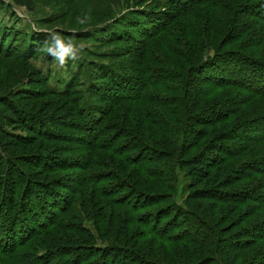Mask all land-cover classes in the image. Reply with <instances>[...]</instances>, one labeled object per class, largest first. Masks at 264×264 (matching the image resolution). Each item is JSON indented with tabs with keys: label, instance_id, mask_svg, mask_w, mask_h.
Masks as SVG:
<instances>
[{
	"label": "trees",
	"instance_id": "1",
	"mask_svg": "<svg viewBox=\"0 0 264 264\" xmlns=\"http://www.w3.org/2000/svg\"><path fill=\"white\" fill-rule=\"evenodd\" d=\"M163 1L167 11L158 17L129 11L104 28L108 44L127 47L126 57L114 65H98L101 74L89 83L76 85L74 80L64 91L46 90L73 106L74 126L82 135L77 150L87 154L84 162L33 155L24 163L41 168L44 160L42 172L48 173L69 168L85 172L81 181L76 179L77 189L61 179L53 178L52 190L26 180L17 196L23 166L0 144L3 262L264 264V219L243 226L264 211V0ZM17 3L32 9L30 0ZM7 31L0 27V43L16 41ZM3 44L0 54L7 53ZM23 55L5 58L21 61ZM138 104L147 122L140 128L153 130L150 138H163L165 144L145 142L129 116L116 119L115 111ZM31 119L35 126H24L39 139L61 138L52 119ZM103 152L133 163L156 188L146 192L120 178ZM231 163L229 174L221 178ZM182 173L186 185L179 203ZM195 202L209 206L196 209ZM246 205L250 208L238 214ZM106 220L113 226L101 229L106 236L114 233V243L99 234ZM136 225L142 230L134 233ZM149 237L197 251L189 258H175L173 252L169 258L146 256L141 242ZM244 255L251 257L240 262Z\"/></svg>",
	"mask_w": 264,
	"mask_h": 264
},
{
	"label": "rangeland",
	"instance_id": "2",
	"mask_svg": "<svg viewBox=\"0 0 264 264\" xmlns=\"http://www.w3.org/2000/svg\"><path fill=\"white\" fill-rule=\"evenodd\" d=\"M30 1L32 2V9L19 6L17 0H0V27L8 30V37L12 34L16 39V41L0 43V45L4 43L3 45L7 52L0 54V144L11 154V158L14 161L16 160L18 165L23 166L21 170L23 175H19L23 180V184L19 187L17 194L19 197L24 191V182L26 180L37 183V186H41L40 188L44 186L52 190L56 188L51 183L54 180L53 178L61 179L63 184L75 186V189H77L79 184L76 185V179L80 177L78 181H81V178L85 175V172L73 171L71 170L72 168L65 169L63 172H42L44 164H47L44 160L39 162L41 168L24 163L29 161L33 155H53L58 157V159L63 157L79 158V160L81 159L84 162L82 157L87 154L77 150L78 141H80L82 135H80L79 129L74 126L75 113L73 112V106L64 99L48 96L46 90L52 87L54 90L64 91L67 88L66 84L74 82V80H78L75 81L76 85L83 82L89 83L91 77L101 74L98 65H114L116 61H120L128 55L123 52L127 48L125 45L121 43L108 44L109 38L104 28L111 26L116 19L122 18L129 11H146L151 15L167 11L163 0ZM158 15L153 16V18L158 17ZM37 33L40 34L35 39H32ZM53 33L58 34L64 40L66 46H68L69 40L78 47L83 46L82 51L76 52L77 59L69 58L65 65L61 67L58 61L43 51L46 46L51 45L56 39ZM21 38L23 41H21ZM9 53H12L13 58L22 56L24 53L23 60L17 61L10 57L5 58ZM27 53L30 55L28 54V56ZM82 86L80 85L78 88H86V86ZM12 108H15L17 112L12 111ZM129 108L132 109L130 113ZM142 109L143 107L140 104L129 105L128 107L123 106L122 109L115 111L114 115L118 121L129 116L128 121L132 128L138 129L134 130V132L138 131L141 137H144L142 139L145 142L150 139V141H155L158 145L165 144L163 138H150L153 130L146 132L145 129L140 128L142 122L147 124L146 118L142 114ZM20 117L22 122L19 123ZM33 117H42L46 120L52 119L54 123H58L60 127L56 133L61 138L54 141L39 139L35 133L30 132L24 126V123H30L35 126L34 121L31 119ZM37 126L35 127L37 130L45 131V128H47L44 125L38 129ZM15 137L30 138V140L17 141L14 139ZM200 151L198 149L196 153ZM103 154L106 156L107 161L112 163L113 167L111 169L114 170V173L119 174L120 178H129L134 183L142 186L146 192L156 188V183L136 168L137 166L133 163L128 164L121 157L119 158L108 152H103ZM51 163H54L52 165L56 164L54 161H51ZM232 166L233 163L227 166V172L223 173L221 178L229 174V169ZM14 178L17 179L16 176ZM72 179L75 181H72ZM118 180H114V183H117L116 181ZM180 180L182 193L180 191L179 195L176 196V201L179 203L183 201V187L186 185L183 173L180 176ZM210 181L211 184L215 182L212 178ZM70 193L72 192L69 191L68 194L70 195ZM189 194L190 192L188 191L187 196ZM70 196L72 197L74 194ZM193 205V208H199L200 210H204L209 206L207 203L201 205L199 202H195ZM227 208L232 207L227 206ZM247 208L250 207L246 205L240 208L237 213L239 214ZM263 219L264 211H261L250 217L243 226L262 221ZM112 226L113 222L106 220L104 226L99 228V234L104 242L114 243L112 239L114 233L110 232V235L106 236V232L102 230L103 228L110 230ZM132 229L136 233V230H142V227L136 225ZM102 232L106 237L102 235ZM54 235L56 236V233ZM141 243L144 246L142 253L146 256L155 255L159 259L169 258L170 254L173 253L175 258L176 255L177 257L189 258L197 251L196 248L191 246L158 242L153 237L143 238ZM250 257V255L246 257L244 255L240 258V262ZM0 264L12 263L3 262L0 258Z\"/></svg>",
	"mask_w": 264,
	"mask_h": 264
},
{
	"label": "clouds",
	"instance_id": "3",
	"mask_svg": "<svg viewBox=\"0 0 264 264\" xmlns=\"http://www.w3.org/2000/svg\"><path fill=\"white\" fill-rule=\"evenodd\" d=\"M83 22V21H81ZM56 39L51 45L46 46L43 51L48 55L52 56L56 61H58L59 66H64L67 59H77L76 52L82 51L83 46H77L71 40H69L68 46L65 45L64 40L56 33H53Z\"/></svg>",
	"mask_w": 264,
	"mask_h": 264
}]
</instances>
